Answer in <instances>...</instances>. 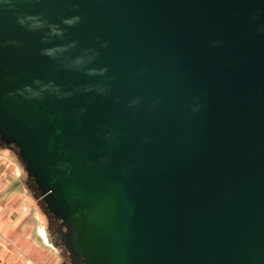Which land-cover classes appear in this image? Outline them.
<instances>
[{
    "label": "water",
    "instance_id": "1",
    "mask_svg": "<svg viewBox=\"0 0 264 264\" xmlns=\"http://www.w3.org/2000/svg\"><path fill=\"white\" fill-rule=\"evenodd\" d=\"M0 139L71 264H264V0H0Z\"/></svg>",
    "mask_w": 264,
    "mask_h": 264
},
{
    "label": "crops",
    "instance_id": "2",
    "mask_svg": "<svg viewBox=\"0 0 264 264\" xmlns=\"http://www.w3.org/2000/svg\"><path fill=\"white\" fill-rule=\"evenodd\" d=\"M3 162L5 161L0 159V164ZM10 180L13 182L15 179ZM10 180L5 177L0 178V192L4 194L0 198V234L3 235V239L6 238L5 236L11 237L14 243L13 246L18 248V252L16 249H3L2 246L5 247L4 243L0 242V261H7L12 264H23L27 259L26 252H29L34 256L33 259L40 263L58 264L57 260L48 255L46 251L36 248L35 244L27 249L25 236L28 234L29 230L27 226L26 214L22 212L21 208H19L23 203V199L17 190H13V192L10 190V192H8L9 186L12 184ZM31 209H33V205L30 210ZM34 229L36 233L35 223Z\"/></svg>",
    "mask_w": 264,
    "mask_h": 264
},
{
    "label": "rangeland",
    "instance_id": "3",
    "mask_svg": "<svg viewBox=\"0 0 264 264\" xmlns=\"http://www.w3.org/2000/svg\"><path fill=\"white\" fill-rule=\"evenodd\" d=\"M0 159H3L5 161L0 164V178L5 177L9 180L15 179L13 180V182L12 180H10L12 184L11 186H9L8 192H10V190L11 192H13V190H17V192L23 199V203L21 204L19 208H21L22 212L26 214L27 226L29 230L28 234L25 236V239L27 241V249L28 247L32 245L34 246L35 244L36 248H39L42 251H46L48 255L52 256L55 260H57L58 264H71L69 259L64 253L65 251L64 248H60L54 245V248H55L54 249L53 247L49 245H45L42 242L43 240H41L40 237H38L39 235H36L35 233L34 223L36 222L38 223L39 221V225L43 226L45 225V220H44V217L41 215L39 209L36 208V212H34L33 209L30 210L32 205L35 204L36 200L33 197V194L31 192L30 193L28 192V189H27L28 186L26 185L27 173L25 171H22L23 165L21 164L19 158L16 155H14L13 152H10L5 149H0ZM3 195L4 194L0 192V198ZM2 236L3 235L0 234V242H3L5 246V247L2 246V248L5 250L16 249V251L18 252V248L13 246L14 243L12 241V238L5 236L6 238L3 239L4 237ZM26 255H27L26 257L27 259L28 258L32 259L36 264H43V263H40L34 260L33 259L34 256L31 255L29 252H26ZM0 264H12V263H8L7 261H0Z\"/></svg>",
    "mask_w": 264,
    "mask_h": 264
},
{
    "label": "flooded vegetation",
    "instance_id": "4",
    "mask_svg": "<svg viewBox=\"0 0 264 264\" xmlns=\"http://www.w3.org/2000/svg\"><path fill=\"white\" fill-rule=\"evenodd\" d=\"M0 149H5V150H8L10 152H13L14 155H16L18 157V154L16 152L17 148H15L14 150L9 149L8 146L1 139H0ZM26 185L28 186V188H27L28 192L29 193L31 192L33 194V197L36 200L35 201L36 208L39 209L41 215L44 217L45 225H43L42 227L45 228V230H46L45 234H46L47 242L51 243L55 246H58L60 248H63L61 243H60L59 236L56 233V227H58V228L61 227L60 226L61 221L60 220L56 221L55 218L51 214H49L48 212L45 211L47 209L46 203L44 202L43 199L37 197V194H38L37 184L33 178H30L28 176V174H27ZM64 253L67 256V258L69 259L66 251H64ZM69 261H70V259H69Z\"/></svg>",
    "mask_w": 264,
    "mask_h": 264
},
{
    "label": "built area",
    "instance_id": "5",
    "mask_svg": "<svg viewBox=\"0 0 264 264\" xmlns=\"http://www.w3.org/2000/svg\"><path fill=\"white\" fill-rule=\"evenodd\" d=\"M24 264H36L32 259H26Z\"/></svg>",
    "mask_w": 264,
    "mask_h": 264
}]
</instances>
